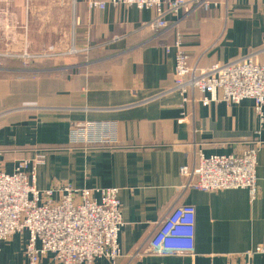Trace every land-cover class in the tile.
Wrapping results in <instances>:
<instances>
[{
	"label": "crops",
	"instance_id": "0c3cea01",
	"mask_svg": "<svg viewBox=\"0 0 264 264\" xmlns=\"http://www.w3.org/2000/svg\"><path fill=\"white\" fill-rule=\"evenodd\" d=\"M105 10L88 0H0V159L12 174L18 161L46 152L37 170L39 190L118 188L124 226L119 237L123 258L150 236L175 206L196 208L192 255L151 257L130 264H247L264 244V108L255 102L198 105L181 122L174 85L172 31L161 38L139 29L155 11L110 0ZM209 11L170 16L183 46L201 68L254 56L264 64V0H218ZM74 45L84 53L42 69L20 67L13 58L25 51H62ZM58 46V47H57ZM61 47V48H60ZM44 64V65H45ZM23 65V64H22ZM32 67V66H31ZM170 91V93H168ZM95 124L90 135L109 137L114 147L80 144L71 148V126ZM92 145V144H91ZM257 148L258 194L244 189L216 193L187 191L180 168H193L196 153L241 155ZM28 232L2 244L0 264H28ZM252 264H264L255 254ZM41 264H58L47 255ZM94 264H111L105 259Z\"/></svg>",
	"mask_w": 264,
	"mask_h": 264
},
{
	"label": "built area",
	"instance_id": "2783aa9c",
	"mask_svg": "<svg viewBox=\"0 0 264 264\" xmlns=\"http://www.w3.org/2000/svg\"><path fill=\"white\" fill-rule=\"evenodd\" d=\"M114 7L124 6L138 10L155 11L156 17L142 26L140 31L157 33V37L174 31V42L165 46V52H175L174 85L170 90L181 99L182 119L194 115L196 107H209L221 102L239 105L244 100L255 102V112L263 116L264 64L254 56H247L227 64H214L201 68L200 60H192L183 46L177 23L170 16L190 14L198 10L209 11L219 7L218 0H110ZM108 3L88 0L90 9L105 10ZM75 50L73 53H76ZM70 55L72 52L69 53ZM63 53L43 52L13 56L23 64L54 61ZM170 91L168 93H170ZM92 132L95 124H88ZM78 131V130H77ZM81 131V130H80ZM90 143L99 147H114L109 137ZM82 141V139L80 140ZM79 143L78 141H75ZM46 152L39 151L34 158L18 161L12 174L5 172L0 159V253L2 244L13 236L28 232L26 246L28 264H41L47 255H53L58 264H94L105 259L118 264L123 258L119 237L124 226L120 190L118 188L61 189L41 191L36 186L37 170L45 164ZM257 148H249L241 155H213L207 157L202 150L196 153L193 168L182 166L184 178L181 194L187 191L216 193L244 189L251 201L258 194ZM0 156H2L0 152ZM197 212L194 206L175 205L158 222L150 236L128 257V264L145 256L170 257L192 255L195 251ZM264 254V244L255 252Z\"/></svg>",
	"mask_w": 264,
	"mask_h": 264
},
{
	"label": "rangeland",
	"instance_id": "374dc122",
	"mask_svg": "<svg viewBox=\"0 0 264 264\" xmlns=\"http://www.w3.org/2000/svg\"><path fill=\"white\" fill-rule=\"evenodd\" d=\"M58 47V46H57ZM61 48V47H60ZM77 51L76 53H73L74 51ZM43 52H57V53H63V57L62 58H58L57 60H54V61H59V62H62L60 63L63 64V61L64 62H68L66 60L68 59H71L73 58L74 56L77 57V56H80L81 54H83L84 52L82 50H79L78 48H76L74 45H71L70 47H68V49L66 50H60V51H43ZM41 51V53H43ZM72 52V54L70 55L69 53ZM28 53L27 51H25L24 53H22L21 55L23 54H26ZM39 54V53H38ZM20 55V56H21ZM83 56V55H81ZM53 60L52 61H43V62H38V63H29L28 65H25L23 64L20 60L19 62H21L22 64H20V67H23L24 70H27L28 68H30L31 66H35V65H42V64H45V63H51V62H54ZM28 67V68H26ZM38 69V68H36ZM71 148H74L75 146H79L80 144H84V145H87V146H93L91 145L90 143V135L92 134V131L90 129H87L86 126H71ZM78 130V131H77ZM81 130V131H80ZM82 139V141H80ZM75 141H78L79 143H76L75 145ZM93 147H99V146H93Z\"/></svg>",
	"mask_w": 264,
	"mask_h": 264
},
{
	"label": "trees",
	"instance_id": "16d2710c",
	"mask_svg": "<svg viewBox=\"0 0 264 264\" xmlns=\"http://www.w3.org/2000/svg\"><path fill=\"white\" fill-rule=\"evenodd\" d=\"M47 65L45 64H42V65H35V66H32V67H30V68H38V69H42V68H44V67H46Z\"/></svg>",
	"mask_w": 264,
	"mask_h": 264
}]
</instances>
